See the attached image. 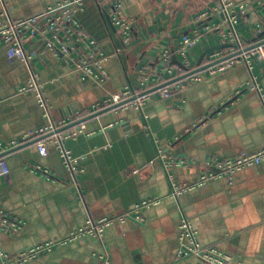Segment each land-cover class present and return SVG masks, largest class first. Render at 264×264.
I'll return each instance as SVG.
<instances>
[{
    "label": "crops",
    "instance_id": "crops-1",
    "mask_svg": "<svg viewBox=\"0 0 264 264\" xmlns=\"http://www.w3.org/2000/svg\"><path fill=\"white\" fill-rule=\"evenodd\" d=\"M65 0H0L15 21L37 16ZM246 2L237 32L252 44L264 40V0ZM215 0H84L77 20L110 55L105 83L82 81L61 55H37L31 65L7 57L0 46V140L22 142L26 134L52 124L68 123L57 133L78 159L71 170L51 135L39 136L0 154L10 173L0 177V208L21 223L17 233L0 232L5 253L45 248L26 264H202L200 258H179L180 224L186 217L202 246H217L233 257L232 264H264V162L228 177L171 196L172 186L193 182L209 171L210 160H226L264 148V64L250 70L241 63L227 72L188 84L165 99L153 97L133 107L96 109L107 96L137 83L141 72L161 76L159 58L172 53L194 68L226 44L218 32L206 34L186 55L177 52L184 34L203 30L196 17ZM114 3L133 18L134 41L124 45L108 13ZM261 29V32H259ZM65 38V34H63ZM28 52L43 48L39 36H28ZM85 49V44H82ZM177 52V53H175ZM176 57V59H174ZM42 84L50 113L40 107L37 91L19 92L33 80ZM260 90L252 89V77ZM80 127L83 131L80 132ZM78 131L77 136H70ZM46 142V153L37 146ZM159 150L165 155L162 160ZM40 166L42 171L35 170ZM47 170V173L43 171ZM157 204L134 211L142 202ZM129 214L125 221L117 218ZM115 219L103 242L91 236L60 243L80 230L88 219Z\"/></svg>",
    "mask_w": 264,
    "mask_h": 264
},
{
    "label": "built area",
    "instance_id": "built-area-1",
    "mask_svg": "<svg viewBox=\"0 0 264 264\" xmlns=\"http://www.w3.org/2000/svg\"><path fill=\"white\" fill-rule=\"evenodd\" d=\"M83 1L65 0L55 6L48 7L47 10L37 16L17 19L15 21L9 16V10L5 6H2L0 8V46L6 48L9 60L13 62L16 60L31 65V61L37 55L47 53L56 56L61 55L70 64L73 71L78 73L82 81L91 79L100 84L105 83L109 78V72L105 64L109 60L110 55L103 50L96 40L88 41L87 33L82 29L80 22L77 20L76 15L81 9ZM250 11V6L246 2L215 0L209 10L203 11L196 17L197 23L204 24L203 30H195L192 34H184L177 49L178 53L186 55V52L190 48L197 46L206 34L218 32L225 43L232 44L233 46L211 53L209 63L236 53L235 55L203 71L192 74L184 80L153 91L155 87L163 84L162 80L169 79L171 81L187 72H183L182 69L176 72L172 65V53L167 51L163 52L159 58L161 66L160 77L142 71L137 83L130 82L123 92L107 96L102 102L95 105L96 109L100 110L121 104L125 108L133 107L142 111L153 97L159 99L171 97L175 91L183 87L184 81L188 84L198 83L206 78L223 74L241 63L245 64L250 70L257 63L264 64V42L251 47L257 42L247 44L237 32V25L240 19ZM108 16L110 24L118 30L124 45L130 46L134 41L133 18H129L124 14L120 3H114L112 5ZM259 32H261V29H259ZM63 34L66 35L65 38ZM28 36H39L43 41V48L38 52L26 51L24 42ZM82 44H85V49L82 47ZM186 66L189 70L195 69L189 62L186 63ZM38 80L37 76L33 74V80L19 88V92H27L31 89L36 90L40 107L49 114L48 98L44 94L42 84ZM250 87L260 90L257 78L254 76L250 82ZM67 123L65 120L59 125L53 122L35 132L26 134L22 142L14 140L4 143L0 140V154L10 151V149H15L39 136L51 135L49 140L57 144L64 163L71 170H74L78 164V159L72 155L70 150L64 147L62 136L57 133L59 128ZM79 131L82 132L83 128L80 127ZM77 134L79 132L75 131L70 136L74 137ZM37 146L40 154L45 155L46 142L39 141ZM159 157L162 160L165 158L161 150H159ZM262 162H264V148L256 152H242L226 160H210L207 162V165L212 169L203 173L199 179L183 185L176 184L173 181L172 175L168 171L169 164L164 163V166L171 180V196L178 198L181 194L203 186L213 179L228 177L232 180L237 172ZM35 170L42 171L40 166H36ZM43 172L48 174L47 170ZM9 173V163L5 158L0 157V177ZM159 201V199H153L142 202L136 206L134 211H139L143 207L157 204ZM128 216L129 214H125L117 219L125 221ZM114 220L112 218H102L99 220L90 218L86 221L84 227L73 232L67 239L60 243L74 241L86 235L103 242L106 227ZM20 228L21 223L14 219L12 214L0 208V232L17 233ZM179 240V258L196 256L200 258L202 264H232L233 262V257L222 252L217 246H202L198 242L197 231L194 230L191 222L186 217L182 219L180 224ZM54 244V242H50L46 246H39L27 251L24 250V252L16 256L5 253L0 245V264H26L35 258L39 252ZM100 258L103 264H110L107 254L102 255Z\"/></svg>",
    "mask_w": 264,
    "mask_h": 264
},
{
    "label": "water",
    "instance_id": "water-1",
    "mask_svg": "<svg viewBox=\"0 0 264 264\" xmlns=\"http://www.w3.org/2000/svg\"><path fill=\"white\" fill-rule=\"evenodd\" d=\"M263 42H264V40H261V41L255 43V44H253L251 47H253L254 45H257V44L263 43ZM232 46H233L232 44H228V43H226V44H223V45H221V46H218L217 48H213V50H216V49H225V48H229V47H232ZM208 52H209V51H207V52H205V53L203 54L201 60L199 61V66H198L197 68L193 69V70H189V68H188L186 65H183L182 63H180V62L177 60L178 65H180V67H181L183 70L187 71V72H186L185 74H183V75H181V76H179V77H177V78H175V79H173V80L167 82V83H164V84H162V85H160V86L155 87V88L153 89V91H155V90H157V89H159V88H161V87H164V86H167V85H171V84H173V83H175V82H178V81L184 80V79L187 78L188 76H190V75H192V74H195V73H198V72H200V71H203V70L209 68L210 66L215 65V64H217V63H219V62H221V61H223V60H226L227 58H229V57H231L232 55H235V54H236V53H235V54L229 55V56H227V57H224V58H222V59H219V60H217V61H215V62L208 63V64H205V65H202V63H203V58L207 55ZM174 59H176V57H174ZM184 83H187V82L184 81ZM120 105H121V104H120ZM118 106H119V105H115V106H112L111 108H108V109H113V108H116V107H118Z\"/></svg>",
    "mask_w": 264,
    "mask_h": 264
},
{
    "label": "trees",
    "instance_id": "trees-1",
    "mask_svg": "<svg viewBox=\"0 0 264 264\" xmlns=\"http://www.w3.org/2000/svg\"><path fill=\"white\" fill-rule=\"evenodd\" d=\"M183 70V69H182ZM183 72H186L185 70H183ZM169 81V79H164V80H162V83L164 84V83H167Z\"/></svg>",
    "mask_w": 264,
    "mask_h": 264
}]
</instances>
